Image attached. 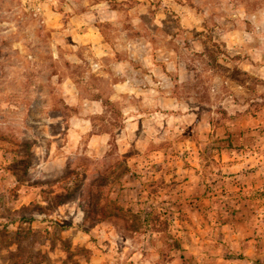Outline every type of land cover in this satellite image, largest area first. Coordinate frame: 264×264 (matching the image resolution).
<instances>
[{"label":"rangeland","instance_id":"rangeland-1","mask_svg":"<svg viewBox=\"0 0 264 264\" xmlns=\"http://www.w3.org/2000/svg\"><path fill=\"white\" fill-rule=\"evenodd\" d=\"M85 10L149 58L137 78L168 99L139 97L135 133L107 107L99 145L69 132L85 107L61 88L106 90L85 65ZM235 151L264 168V0H0V264H263L264 185L224 188L257 168L228 167ZM107 200L139 213L133 231L96 216Z\"/></svg>","mask_w":264,"mask_h":264},{"label":"crops","instance_id":"crops-1","mask_svg":"<svg viewBox=\"0 0 264 264\" xmlns=\"http://www.w3.org/2000/svg\"><path fill=\"white\" fill-rule=\"evenodd\" d=\"M90 13V11L85 10V34H82L83 37L85 36V65L97 80H105L109 89H107V86H105V90L102 89L103 85H94L92 78L88 77L81 80V85H79L72 76L61 79V88H63V100L67 107H85L81 113L74 114L69 118V132L80 134L82 133L81 130L85 128L83 133L89 134V143L99 145L104 140L108 141L110 134L107 132H94L92 118L107 112V102L112 103L119 109L122 124L121 131L127 130L129 133H135L139 127L140 118L146 115L144 114L145 110L138 108L139 97L141 96L140 102H142L143 107L149 105V108H161L162 110H165V107L153 106H157V103L163 105L168 99L161 96L159 98L161 101L154 100V94H159V92H155L150 83H140L137 78L141 76L143 78L141 80H145V82L152 78V69L149 68L147 71L139 73L138 76L136 70L138 69L136 68L137 62L143 63L144 61L146 63L149 58L147 56L137 58L133 53V45L130 41L124 49L126 55L121 53L116 46L112 47L104 40L99 24L91 23ZM259 155L255 152L250 154L242 151L225 154L223 162L226 161L228 167L236 168L255 161L256 163H253L255 166L257 165V168L246 174L223 177L225 180L231 179V185L227 183L224 185V182L220 181L218 183L223 184L226 189L233 190L236 189L232 186L235 183L234 179L238 178L241 179V186L245 192L262 189L264 185V168L258 165L259 159L256 160ZM218 183L215 185L216 188L220 187Z\"/></svg>","mask_w":264,"mask_h":264},{"label":"trees","instance_id":"trees-1","mask_svg":"<svg viewBox=\"0 0 264 264\" xmlns=\"http://www.w3.org/2000/svg\"><path fill=\"white\" fill-rule=\"evenodd\" d=\"M107 106H113L112 103L107 102ZM139 213H133L130 209H124L120 206H118L115 202L111 200L106 201V205L104 207H99L97 210V215L101 220L107 221V220H114L118 221L122 224L123 228L127 231H133L134 230V224L140 222L139 219ZM146 219L142 220V223H145L147 226L150 224H157L158 219L156 217L152 216L151 214L147 215ZM143 225V224H142ZM164 244H167L164 242ZM170 247H175V245H170ZM264 264V263H263Z\"/></svg>","mask_w":264,"mask_h":264}]
</instances>
